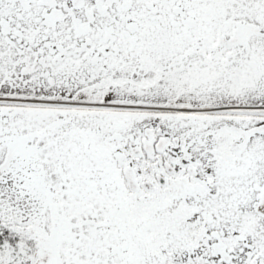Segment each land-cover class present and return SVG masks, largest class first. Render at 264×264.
<instances>
[{"label": "snow or ice", "instance_id": "snow-or-ice-1", "mask_svg": "<svg viewBox=\"0 0 264 264\" xmlns=\"http://www.w3.org/2000/svg\"><path fill=\"white\" fill-rule=\"evenodd\" d=\"M0 264H264V0H0Z\"/></svg>", "mask_w": 264, "mask_h": 264}]
</instances>
